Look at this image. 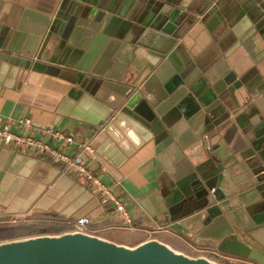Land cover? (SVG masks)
I'll use <instances>...</instances> for the list:
<instances>
[{
	"label": "crops",
	"instance_id": "obj_1",
	"mask_svg": "<svg viewBox=\"0 0 264 264\" xmlns=\"http://www.w3.org/2000/svg\"><path fill=\"white\" fill-rule=\"evenodd\" d=\"M126 32L133 38L143 33L133 51L145 62L163 52L140 95L154 102L156 121L114 108L105 95L133 85L114 53ZM0 51L30 60L27 67L0 61V125L19 131L16 120L28 116L36 137L64 153H79L134 224L127 228L94 183L63 169L48 153L0 143V241L57 233L62 226L49 223L69 224L85 214L89 226L103 233L96 235L117 243L154 237L186 254L212 252L257 264L192 242L169 226L168 215L195 179L198 186L214 172L209 192L227 198L241 171L258 176L257 190L242 196L243 202L232 197L234 203H227L233 208L228 225L236 231L264 227V0H0ZM168 76L183 80L209 120L202 132L211 148L190 150L194 163L181 153L193 122L180 117L166 125L167 117L157 114L177 95H158ZM99 80L105 81L100 88ZM37 127L90 140L93 152ZM23 222L35 223L30 230L36 232H25ZM37 224L51 227L41 231ZM122 228L140 238L128 240Z\"/></svg>",
	"mask_w": 264,
	"mask_h": 264
},
{
	"label": "water",
	"instance_id": "obj_2",
	"mask_svg": "<svg viewBox=\"0 0 264 264\" xmlns=\"http://www.w3.org/2000/svg\"><path fill=\"white\" fill-rule=\"evenodd\" d=\"M142 35L141 32L133 38L132 34L130 36L126 32L114 52L115 58L118 60V67L124 69L131 79L128 84L133 85L126 88V91L121 89L119 92H115L108 89L105 95L114 99L111 102L114 108H119L120 111L128 114L134 113V117L140 121H142L140 116L145 120L156 121L151 110L154 102L150 99H143L140 95L144 85H148L155 77L153 70L163 52H153L157 59L148 58V61L145 62L141 55H138V49L133 51L137 46L140 47ZM0 61L27 67L30 60L0 51ZM31 66L35 67L34 63ZM166 79L169 81L161 82L160 87L157 88L160 98L164 99L174 91L173 94L177 95L169 97L168 102L166 100L163 103L164 112L157 114L160 120L167 117L164 120L166 125L180 117L193 122L191 123L192 131L185 135L186 148L181 153L188 156L189 161L194 163L195 158L192 151L199 147L200 153H202V148L207 142V139L203 137L202 125H205L209 120L206 114H201L200 103L194 100L193 94L188 91L181 78L173 79L168 76ZM98 82L100 88L105 81L99 80ZM175 97L176 100H174ZM119 98L120 100H118ZM190 150H192L191 153ZM236 175L239 178L233 179L234 188L229 194H226L229 196L227 198H221L215 190H212V193L209 192L215 185L216 174L214 172L207 180L199 184L200 187L199 185L194 186L195 182H199L195 179L192 187L187 192L182 191V198L176 200V205L179 207L174 214L168 215V221H171L169 226L196 244L235 252L252 258L257 264H264V233H259V231L263 232L264 227L262 229L240 228L236 231L231 229L227 222V217L230 218L229 210L233 209L227 203L233 204L234 200L238 198L243 202L242 196H247L250 192L257 190L255 180L258 179V176L255 179L241 171H238ZM199 189L201 190L200 195L196 192ZM168 207L166 212L170 210ZM0 264L219 263L204 254L190 255L175 250L167 243L154 237L134 245H125L83 230H63L57 233H40L0 241Z\"/></svg>",
	"mask_w": 264,
	"mask_h": 264
},
{
	"label": "built area",
	"instance_id": "obj_3",
	"mask_svg": "<svg viewBox=\"0 0 264 264\" xmlns=\"http://www.w3.org/2000/svg\"><path fill=\"white\" fill-rule=\"evenodd\" d=\"M16 124L21 127L19 131L9 129L6 124L0 125L1 144L28 147L40 152L48 153L51 158L56 160L61 164V166L64 167L63 169L71 170L81 176V178H83L85 181L94 183V185L97 186L96 188L98 189L99 193L109 204L111 209L122 218L125 226L130 229L134 227L131 217L128 215L124 204H122V202L118 200L116 196L101 183L97 175L94 174L93 170L82 164L79 153H76L75 155L64 153L59 147H53L47 141L36 137L33 134L35 127L28 116L18 118L16 120ZM36 129L39 133L45 134L49 138H52L56 141L60 140L63 144H76V150H86L88 153L93 152V147L90 140L77 141L74 136H72V134L66 133L58 128L37 127ZM203 137L207 139V134L203 133ZM210 148V144L206 142L204 144V150H209ZM69 224H71L72 228L68 230H83L94 233L93 231L87 229V227H90V218L85 214L76 217L71 222H69Z\"/></svg>",
	"mask_w": 264,
	"mask_h": 264
},
{
	"label": "trees",
	"instance_id": "obj_4",
	"mask_svg": "<svg viewBox=\"0 0 264 264\" xmlns=\"http://www.w3.org/2000/svg\"><path fill=\"white\" fill-rule=\"evenodd\" d=\"M8 224H11V227L12 226H16V225H19L20 224V222L19 223H16V222H12V223H8ZM24 224V225H23ZM35 223H33V222H23V223H21V226L22 227H24V228H26L25 229V232H27V233H31V232H36V231H31V230H33V229H31L30 230V228H31V225H34ZM40 224H46V223H40ZM40 224H37V227H40L39 229H41V231H46V230H48L49 229V227H51V226H47V225H45V226H42V225H40ZM49 224H57V225H61L62 226V229L63 230H68V229H71L72 228V226H71V224H68V223H66V224H61V223H49ZM42 227V228H41ZM27 229H28V231H27ZM21 231H23V230H21ZM121 232H122V234H124V235H126V236H128L129 238H128V240H131L133 237L136 239V240H138L140 237L137 235V233L135 232V231H131V230H128L127 228H122L121 230H120ZM94 233H97V231L96 232H94ZM97 234H103L101 231L100 232H98ZM193 253V252H192ZM191 253V254H192ZM194 254V253H193ZM197 254V253H196ZM204 254L206 255V256H209V257H214V260H217V262L219 263V264H250V263H248V262H245V261H242V260H236V259H232V258H225V257H219L218 255H214V253H212V252H204Z\"/></svg>",
	"mask_w": 264,
	"mask_h": 264
},
{
	"label": "rangeland",
	"instance_id": "obj_5",
	"mask_svg": "<svg viewBox=\"0 0 264 264\" xmlns=\"http://www.w3.org/2000/svg\"><path fill=\"white\" fill-rule=\"evenodd\" d=\"M87 229H89L90 231H93V232H95L96 230H95V227H87ZM193 254V253H192ZM194 254H196V252L194 253ZM197 254H201V253H197ZM205 255V254H204ZM209 257V256H208ZM219 257H224V256H219ZM209 258H211V259H213L214 260V257L212 256V257H209ZM225 258H227V257H225ZM216 262H217V260H215Z\"/></svg>",
	"mask_w": 264,
	"mask_h": 264
}]
</instances>
